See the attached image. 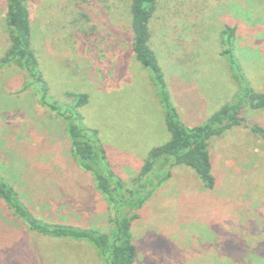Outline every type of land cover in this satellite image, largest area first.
<instances>
[{"label":"rangeland","instance_id":"obj_1","mask_svg":"<svg viewBox=\"0 0 264 264\" xmlns=\"http://www.w3.org/2000/svg\"><path fill=\"white\" fill-rule=\"evenodd\" d=\"M24 4L43 85L16 64L0 67V178L42 224L110 235L116 222L92 176L75 164L64 121L42 104L44 90L60 109L74 102L69 93L87 95L78 124L94 132L119 197L135 203L145 196L135 183L149 153L169 139L163 92L189 127L246 88L264 94V0H157L150 47L164 87L132 52L130 0ZM5 16L0 0V59L9 46ZM225 26L236 29L231 55L241 79L221 53ZM244 117L264 128V111ZM210 155L212 190L193 169L176 166L128 210L137 215L133 264H264V141L234 128L210 143ZM0 264L105 261L88 241L30 229L0 200Z\"/></svg>","mask_w":264,"mask_h":264},{"label":"trees","instance_id":"obj_2","mask_svg":"<svg viewBox=\"0 0 264 264\" xmlns=\"http://www.w3.org/2000/svg\"><path fill=\"white\" fill-rule=\"evenodd\" d=\"M156 1L130 0L131 44L136 60L149 70L156 85L164 87L163 73L156 54L150 47V23L156 9ZM5 2L9 46L0 59V67L16 64L34 82L43 85L32 48L30 20L24 0H5ZM235 34L234 27L225 26L221 32L223 37L221 53L229 61L231 70L241 79L239 64L231 55ZM236 75L233 77L234 80H238ZM237 86L240 89V85ZM45 94L44 90L41 97L42 104L55 112L65 123V132L75 164L80 170L92 176L94 186L116 214L115 229L110 235H105L94 229L42 224L31 215L17 191L2 178H0V200L26 226L38 233L54 238L90 242L103 256L105 264L134 263L137 252L132 242L131 225L137 215L129 216L128 210L138 209L142 199L159 188L171 176L170 170L176 166L189 167L201 179L204 188L212 190L215 186V177L212 174L210 143L215 138L222 136L228 130L244 128L264 141V128L248 123L244 117L245 111L246 113L264 111V94L246 88L242 94L237 92L230 103L223 105L209 119L197 126L189 127L180 123L175 107L168 102L167 92H163L161 102L169 139L149 153L135 183L140 190H143L145 196L135 203L131 200L132 196L126 199L119 197L117 192L122 189L120 182L111 175L109 164L94 132L78 124L82 119L79 108L86 104L87 95L69 93L68 96L73 97L74 102L67 109H60L56 102H47Z\"/></svg>","mask_w":264,"mask_h":264}]
</instances>
